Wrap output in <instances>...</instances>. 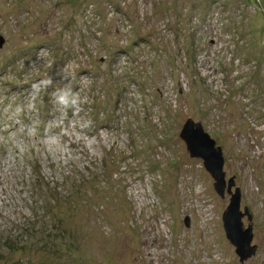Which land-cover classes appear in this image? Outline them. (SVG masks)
<instances>
[{
  "label": "rangeland",
  "instance_id": "obj_1",
  "mask_svg": "<svg viewBox=\"0 0 264 264\" xmlns=\"http://www.w3.org/2000/svg\"><path fill=\"white\" fill-rule=\"evenodd\" d=\"M187 121L264 264V0H0V264H240Z\"/></svg>",
  "mask_w": 264,
  "mask_h": 264
},
{
  "label": "water",
  "instance_id": "obj_2",
  "mask_svg": "<svg viewBox=\"0 0 264 264\" xmlns=\"http://www.w3.org/2000/svg\"><path fill=\"white\" fill-rule=\"evenodd\" d=\"M180 138L185 143L190 157L202 161L204 169L213 180L216 194L222 199L225 193L229 195V204L222 215L223 229L227 241L235 249L239 263H244L257 251V246L251 245L253 239L252 218L246 207L240 209L241 193L240 189L235 187L234 178L226 180L221 149L215 147V141L204 133L200 124H193L192 121L186 122L180 133ZM243 218L249 222L245 229L242 223ZM184 224L188 227V218L184 219Z\"/></svg>",
  "mask_w": 264,
  "mask_h": 264
},
{
  "label": "clouds",
  "instance_id": "obj_3",
  "mask_svg": "<svg viewBox=\"0 0 264 264\" xmlns=\"http://www.w3.org/2000/svg\"><path fill=\"white\" fill-rule=\"evenodd\" d=\"M43 83L47 84V83H50V81H44ZM59 100H60V102L63 103L64 102V97H60Z\"/></svg>",
  "mask_w": 264,
  "mask_h": 264
}]
</instances>
